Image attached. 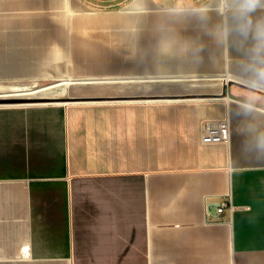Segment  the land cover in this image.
I'll use <instances>...</instances> for the list:
<instances>
[{"label": "crops", "instance_id": "0c3cea01", "mask_svg": "<svg viewBox=\"0 0 264 264\" xmlns=\"http://www.w3.org/2000/svg\"><path fill=\"white\" fill-rule=\"evenodd\" d=\"M154 1L0 0V95L97 99L0 105V264H264V95L216 11Z\"/></svg>", "mask_w": 264, "mask_h": 264}, {"label": "clouds", "instance_id": "9594fccd", "mask_svg": "<svg viewBox=\"0 0 264 264\" xmlns=\"http://www.w3.org/2000/svg\"><path fill=\"white\" fill-rule=\"evenodd\" d=\"M212 10L223 17L214 31L217 41L228 45L231 39V46L247 58L242 68L250 74V86L264 90V15H256L264 11V0H218L215 9L205 6L197 12L203 19Z\"/></svg>", "mask_w": 264, "mask_h": 264}, {"label": "built area", "instance_id": "2783aa9c", "mask_svg": "<svg viewBox=\"0 0 264 264\" xmlns=\"http://www.w3.org/2000/svg\"><path fill=\"white\" fill-rule=\"evenodd\" d=\"M201 141L204 145H223L230 140L231 129L230 120L228 117L222 119H206L200 127ZM229 207L232 210L231 204H222L218 211L223 213L225 208Z\"/></svg>", "mask_w": 264, "mask_h": 264}, {"label": "rangeland", "instance_id": "374dc122", "mask_svg": "<svg viewBox=\"0 0 264 264\" xmlns=\"http://www.w3.org/2000/svg\"><path fill=\"white\" fill-rule=\"evenodd\" d=\"M124 4L130 2L131 0H123ZM212 0H155L151 6L156 8H162V9H169L172 8L173 10L178 11H197V9H200L202 7L207 6L208 8H211L212 6ZM118 3V2H117ZM107 5H113L111 3H107ZM145 6V5H144ZM126 7V6H125ZM110 12V11H117L116 9H105L104 12ZM145 14H149V12H146ZM210 80V79H208ZM11 88V80L10 81H0V93L1 91L10 90ZM81 89L86 91H78L75 94H67L65 95H87L89 94L86 87H82Z\"/></svg>", "mask_w": 264, "mask_h": 264}, {"label": "water", "instance_id": "95a60500", "mask_svg": "<svg viewBox=\"0 0 264 264\" xmlns=\"http://www.w3.org/2000/svg\"><path fill=\"white\" fill-rule=\"evenodd\" d=\"M234 85V82H228L220 95H205L204 97H209V98H222V97H226L228 95L229 92V87ZM248 88V87H247ZM252 91H256L259 92L260 94L264 93L260 90H256V89H252V88H248ZM92 100H97L96 98H84V97H75V98H70V97H62L59 99H53L52 97H43V98H34V97H27V98H18V97H12L11 98H7V97H0V105H11L12 103H27V102H43V101H47V102H52V101H62V102H66V103H76V102H89Z\"/></svg>", "mask_w": 264, "mask_h": 264}, {"label": "bare ground", "instance_id": "6f19581e", "mask_svg": "<svg viewBox=\"0 0 264 264\" xmlns=\"http://www.w3.org/2000/svg\"><path fill=\"white\" fill-rule=\"evenodd\" d=\"M141 5H142V3L137 2V4H135L133 8L140 7ZM165 11H169V10H165ZM11 96H12V94H10V95H0V97H7V98H9V97L11 98Z\"/></svg>", "mask_w": 264, "mask_h": 264}]
</instances>
